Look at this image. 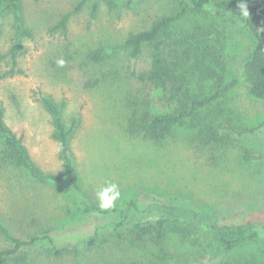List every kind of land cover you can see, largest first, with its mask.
<instances>
[{"label": "rangeland", "instance_id": "374dc122", "mask_svg": "<svg viewBox=\"0 0 264 264\" xmlns=\"http://www.w3.org/2000/svg\"><path fill=\"white\" fill-rule=\"evenodd\" d=\"M79 1L22 0L24 26L31 37L17 34L11 14L0 17V55L17 40L21 45L15 75L0 79V105L5 123L32 161L46 174L59 175V147L51 137V117L41 104L42 97L50 98L61 107L67 128L76 121L69 146L85 204L99 208L96 193L109 183L119 185L121 198L113 209L86 211L62 188L27 183L24 189L10 192L8 185H0V218L5 225L18 237L33 234L42 239L25 250L27 259L21 264H75L71 254L55 256L44 238H50L53 246L80 245L93 234H98L94 245L81 247L83 264L128 259L148 263L161 247L173 258H184L192 245L198 249L190 257L195 264L222 262L218 243L202 229L190 232L187 241L179 237L154 247L151 240L131 233L129 222L158 217L160 206L148 199L151 196L178 197V206H193L200 217L217 224L264 219V130L239 136L223 129L228 126L239 131L259 125L264 120V103L238 85L212 115L200 114L205 115L203 123L213 128L209 132L184 127L159 142L131 132L132 100L148 94L156 113L170 107L160 92L149 91L132 78L133 71L147 68L149 59L144 55L130 61L123 42L131 33L172 13L180 1L113 0L111 5L107 0H87L70 16L65 32L51 31ZM93 4L98 8L91 19ZM190 12L187 15L193 14ZM226 14L220 21L232 42L222 45V59L226 78H234L251 44L242 28V15ZM93 52L98 56L94 58ZM5 60L0 62V76L11 67ZM200 86L197 83L192 89L200 91ZM245 153L261 159L248 163L241 158ZM130 201L135 204L127 210L125 203ZM8 247L0 235V249ZM263 249L260 243L244 245L226 254L225 264H257L253 255L264 254ZM161 264H174V260Z\"/></svg>", "mask_w": 264, "mask_h": 264}, {"label": "trees", "instance_id": "16d2710c", "mask_svg": "<svg viewBox=\"0 0 264 264\" xmlns=\"http://www.w3.org/2000/svg\"><path fill=\"white\" fill-rule=\"evenodd\" d=\"M38 2L39 0H33ZM112 5L113 0H107ZM179 6L170 14L155 19L149 27L136 33H131L123 42L122 49L130 61L147 55L149 63L142 72L133 71L132 78L136 79L149 91L160 92L164 102L170 110L156 113L149 95L132 100L128 118L129 129L153 142H159L172 131L184 127L190 129H213L204 124V116L200 114L212 112L232 90L243 85L250 97L264 103V0H179ZM87 0H80L72 12L61 17L51 31L67 30L70 16L82 9ZM247 5L248 15L241 14L239 5ZM97 4L91 7L90 18L94 19L97 13ZM192 11V12H190ZM193 13L192 15H187ZM226 13L242 15V28L249 37L251 50L243 61L234 78L228 75L223 62L224 43L232 40L222 24ZM11 14L16 22L18 35L31 37L24 26L22 15V0H0V17ZM232 18V17H231ZM233 20V19H232ZM221 27V29L219 28ZM21 48L19 40L13 43L6 54L0 55V62L9 57L6 64L11 65L9 71L4 72L0 79L15 75L16 58ZM94 58L98 52L92 53ZM100 59V57H99ZM225 78L227 81H225ZM201 84L200 91H194L192 86ZM144 88V89H145ZM41 104L51 117L52 139L58 144L59 156L62 161V170L59 175L46 174L31 159L26 147L4 120V109L0 105V185H8L10 192L24 189L29 183L52 185L65 189L79 206L86 211H100L98 207L86 205L80 195L77 183L73 158L69 146V138L74 130L76 121L67 128L63 121L61 107L50 98L42 97ZM174 107V108H173ZM210 124V123H209ZM225 131L239 136L254 134L264 130V120L253 128L233 130L224 127ZM222 129V130H223ZM246 162L259 161L261 156L248 153L241 154ZM20 191V190H19ZM24 192L21 190V194ZM148 199L160 206L158 217L146 221L129 222L131 233L142 239L151 240L150 245L160 247L171 239L187 241L190 232L198 233L202 229L213 236L218 247L222 250V262L225 264L226 254L252 243H260L264 247V219L253 218L238 225L217 224L205 217L199 216L193 206L181 205L178 197H164L162 199L151 196ZM28 200V199H27ZM162 203V204H160ZM134 202L125 203L127 210L133 209ZM162 207V208H161ZM127 214V216H129ZM127 219V218H125ZM128 220V219H127ZM0 235L9 245L0 249V264H21L26 260L25 250L35 246L42 240L37 235L27 234V237L14 235L0 218ZM98 234H93L81 240L80 245L67 243L53 246L50 238L44 239L51 245L55 256L71 254L75 264H83L81 247H91L96 242ZM185 246V242H182ZM196 243V242H195ZM197 244V243H196ZM184 258H173L161 247L156 254L151 255L154 264H161L163 260L173 259L174 264H195L190 257L198 249L191 246ZM264 250V249H263ZM264 264V254L253 255V262ZM148 262V263H149ZM141 260L128 259L126 261H112L107 264H148Z\"/></svg>", "mask_w": 264, "mask_h": 264}, {"label": "clouds", "instance_id": "9594fccd", "mask_svg": "<svg viewBox=\"0 0 264 264\" xmlns=\"http://www.w3.org/2000/svg\"><path fill=\"white\" fill-rule=\"evenodd\" d=\"M240 12L243 16L248 15L247 5L241 3L239 5ZM59 64L63 65L64 61H58ZM98 206L101 210H110L116 207L117 202L121 198L120 187L117 183H109L106 186L101 187L97 193Z\"/></svg>", "mask_w": 264, "mask_h": 264}]
</instances>
